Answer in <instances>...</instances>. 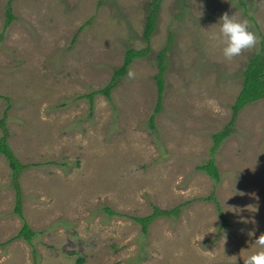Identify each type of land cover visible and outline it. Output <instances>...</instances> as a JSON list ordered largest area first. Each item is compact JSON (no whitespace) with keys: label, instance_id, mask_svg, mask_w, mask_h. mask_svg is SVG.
Segmentation results:
<instances>
[{"label":"rangeland","instance_id":"1","mask_svg":"<svg viewBox=\"0 0 264 264\" xmlns=\"http://www.w3.org/2000/svg\"><path fill=\"white\" fill-rule=\"evenodd\" d=\"M149 1L0 0V138L4 122L28 165L18 180L21 218L0 154V264H239L257 250L264 98L238 112L217 146L213 135L228 125L242 72L263 47L264 0H162L146 41ZM225 13L257 36L232 60L223 56ZM147 45L110 97L97 92L128 49ZM211 160L218 180L200 169ZM154 207L180 210L144 234L133 217ZM24 223L31 243L16 237Z\"/></svg>","mask_w":264,"mask_h":264},{"label":"trees","instance_id":"2","mask_svg":"<svg viewBox=\"0 0 264 264\" xmlns=\"http://www.w3.org/2000/svg\"><path fill=\"white\" fill-rule=\"evenodd\" d=\"M161 3L162 0H151L148 2V4L145 7L146 18H145L143 37L146 41H149L153 31L156 29L158 12L161 8ZM12 18H13L12 15H9V19ZM170 38L171 37H169V39ZM168 42H171V40H168ZM168 49H169V45H166L157 55V60H158L157 65L159 72L155 76L157 82V88H158L157 103L155 108L156 112H159L161 109L162 97L165 88L164 72L166 70V55ZM149 51H150L149 45H147L144 49L141 50L128 49L126 51L123 64L115 70L110 83L105 88L98 90L97 92L103 93L104 95L110 97L111 90L117 85L119 78L126 75L131 63L137 58L144 57L145 55H147V53H149ZM242 77H243L242 89L237 95L232 105L233 115L228 125L224 128V130L213 135L215 146H217L223 140H225L227 137L230 136L238 112L244 106L264 98V43L262 49L260 51L255 52L249 59L245 69L242 72ZM92 96L93 94L88 95L89 98H92ZM2 127L4 133L0 138V154L3 155L7 160L8 166L12 174L13 186L15 190L14 211L19 217L23 218L22 196H21V190L18 180L20 173L24 169H26L28 165L21 163L17 159L12 148L8 143V133H7L8 131L5 128L4 122L2 124ZM200 169L207 172L213 179L218 180L219 172L213 160H211L206 165L200 166ZM212 199L214 200V198ZM179 210H180L179 207H176L172 210H161L158 207H154L151 214L144 217H133V220L141 226L142 232L146 234L148 232V227L150 223L154 219L160 216L177 217L179 214ZM108 212L111 215H116L112 211H108ZM218 212L222 216L223 224H226V220L219 206H218ZM33 235L34 232L31 229V227L26 223H24V225L22 226L21 230L19 231L16 237L17 238L21 237L24 240H26L28 243H31ZM239 264H243V263H239Z\"/></svg>","mask_w":264,"mask_h":264},{"label":"clouds","instance_id":"3","mask_svg":"<svg viewBox=\"0 0 264 264\" xmlns=\"http://www.w3.org/2000/svg\"><path fill=\"white\" fill-rule=\"evenodd\" d=\"M220 21V34L223 39V56L232 60L239 56L243 50L253 48L257 43L256 34L249 29L247 21L236 19L227 13L222 15ZM251 233H249L250 235ZM257 250L243 258V264H264V234L254 241Z\"/></svg>","mask_w":264,"mask_h":264}]
</instances>
